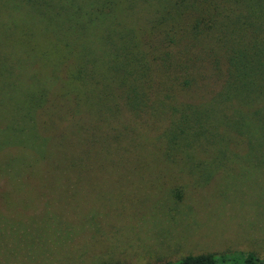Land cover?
Instances as JSON below:
<instances>
[{
    "label": "trees",
    "instance_id": "obj_1",
    "mask_svg": "<svg viewBox=\"0 0 264 264\" xmlns=\"http://www.w3.org/2000/svg\"><path fill=\"white\" fill-rule=\"evenodd\" d=\"M0 85L5 188L116 161L204 182L229 162L264 165V0H0ZM228 261L264 264H154Z\"/></svg>",
    "mask_w": 264,
    "mask_h": 264
},
{
    "label": "rangeland",
    "instance_id": "obj_2",
    "mask_svg": "<svg viewBox=\"0 0 264 264\" xmlns=\"http://www.w3.org/2000/svg\"><path fill=\"white\" fill-rule=\"evenodd\" d=\"M0 92L4 103L11 89ZM257 162L226 163L207 182L160 164L125 171L120 161L39 181L8 175L0 185V264H154L208 253L264 259Z\"/></svg>",
    "mask_w": 264,
    "mask_h": 264
}]
</instances>
